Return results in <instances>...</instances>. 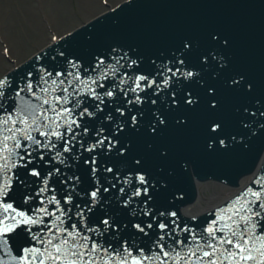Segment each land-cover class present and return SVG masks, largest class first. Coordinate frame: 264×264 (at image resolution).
<instances>
[{"label": "water", "instance_id": "water-1", "mask_svg": "<svg viewBox=\"0 0 264 264\" xmlns=\"http://www.w3.org/2000/svg\"><path fill=\"white\" fill-rule=\"evenodd\" d=\"M186 44L189 47H185ZM123 56L138 61V66L129 67L128 59H121ZM100 58L107 67L98 66ZM180 60L183 64L178 62ZM166 68L173 72L179 69V72L175 76L171 72L158 74ZM111 69H117V76L109 74L103 81L104 88L96 91L111 90L114 95L105 96L100 108L95 99L81 97L84 103L75 116L80 127L73 125L78 133L77 142L69 145V152L63 151V141L57 144L64 162L55 158L56 150L41 149L33 151L31 157L26 156L19 163H26L27 167L11 169L14 175L6 188L7 194L0 196V214L6 204H12L16 212L23 211L27 215H34L45 206L48 212L59 208L65 213V226L75 224L82 234L95 240L98 247L111 245L110 252L115 249L121 256L127 251L141 258L149 255L151 259L145 264H161V261L172 264L170 258L157 257L156 250L152 251L149 246L150 238L168 239V228L166 231L155 227L149 233L148 229L164 221L175 231L172 225L175 221L182 229L201 234L220 214L218 209L212 218L204 217L193 227L188 226L193 223L177 221L171 215L181 205L185 215L210 210L189 211V206L199 196L190 166L202 181L218 176L236 185L239 181L240 186L242 174L255 170L262 156L264 0H131L47 48L10 74L3 88L4 95L0 97V113H11L21 101L29 100V85L36 87L31 90L38 95L37 86H43L45 80L54 87L51 81L58 72L65 76L59 77L57 84L64 80L67 85L71 78L68 73L75 75L78 71L80 78L85 79L94 78L97 71ZM125 72L128 76L155 78L156 84L144 91H129L125 96L121 88L134 87L127 78L121 83L120 74ZM185 72L194 75H181ZM168 77V84H162ZM233 80L239 83L233 84ZM140 83L143 87L147 81ZM157 84L161 86L159 91ZM114 85L119 87L114 88ZM55 94H60L59 89ZM135 95L141 97L142 103L129 104ZM189 99L193 103H187ZM83 108H88L93 116L80 118L78 112ZM117 109H121L123 115ZM85 128L87 134L83 131ZM101 138H106L102 145L86 151ZM109 141L114 146L109 147ZM121 149L125 151L122 153ZM109 168L112 171H107ZM56 169L59 171H54ZM32 170L40 175L30 174ZM139 175L144 176L146 183L139 182ZM45 178H48V191L41 194ZM6 182L7 177L0 181V188ZM93 191L97 192L96 197L91 196ZM137 191L140 195H134ZM255 191H261L264 199V174L243 193L246 194L244 199L255 200L252 195ZM69 193L70 203H65ZM52 197L60 201L59 205L48 203ZM243 202L238 201L237 207ZM78 212L82 213L83 221ZM56 215H60V211H56ZM43 219L47 222L53 217ZM105 220L107 225L103 223ZM85 225L97 231L85 232ZM39 227L42 226L17 225L6 234L7 251L0 245V259L4 264H17L29 248L36 246L33 236ZM182 233L184 237L176 239L185 241L184 244L176 245L175 239L167 245L156 246L157 250L166 246L167 250L162 248L163 251L184 256L185 245L194 249L196 241H188L189 233ZM133 248L142 251L134 255ZM180 264L184 261L180 260Z\"/></svg>", "mask_w": 264, "mask_h": 264}, {"label": "snow or ice", "instance_id": "snow-or-ice-1", "mask_svg": "<svg viewBox=\"0 0 264 264\" xmlns=\"http://www.w3.org/2000/svg\"><path fill=\"white\" fill-rule=\"evenodd\" d=\"M185 47H189V45L186 44ZM121 59H128L129 67H132V65L138 66L136 60H131L126 56L121 57ZM178 62L183 64L182 60ZM116 63L119 65V60ZM97 64L98 66H104L103 58H100ZM73 67H76V65H73ZM165 72H171L175 76L179 69L173 72L171 68H166L158 74L164 75ZM109 74L116 77L117 69L97 71L94 78L86 77L85 79L80 78L78 71L75 75L68 73L67 75L71 78L67 80V85H65L64 80H59V84H57V79L65 76V73L58 72L51 81V85H54V87H50L48 81L45 80L43 86H37L38 95L37 92L31 90V85H29V100L21 101L20 105L14 107L11 113H0V181L7 177L6 184L3 188H0V196L7 194L6 188L10 185L14 175L11 169L18 166L27 167L26 163L20 164L19 162L24 161L26 156L31 157L33 151H40L41 149L56 150L54 153L55 158L59 159L61 163L64 162L61 159L62 153L57 149V144L63 141V151L69 152V145L74 146L77 142L78 133L73 129V125L76 128L80 127L75 116L76 110H79L84 103L81 97L86 95L95 99L99 102L96 105L97 108H100V105L104 103L105 96L111 97L114 95L111 90L103 93L96 91L97 88H104L103 81L109 78ZM181 75L191 77L194 74L185 72ZM46 76L51 77L52 74L46 73ZM119 78L121 83L127 78L131 85H134V87L129 86L126 89L121 88L125 96L129 91L133 93H136L137 90L144 91V88L156 84L155 78L149 80L145 75L128 76L125 72L120 74ZM169 79L170 77L163 79L162 84L167 85ZM144 81H147V84L142 87L140 82ZM6 83V77L0 80V97L4 95L3 88ZM232 83L236 84L239 81L233 80ZM113 87H119V85ZM156 87L159 91L161 86L157 84ZM248 87L250 88L251 85H248ZM69 88L72 89L71 93L68 92ZM57 89H59L60 94L54 95ZM209 91L212 92L213 90L209 89ZM134 102L142 103L141 97L135 95L133 100L128 101L129 104ZM187 103L191 104L193 101L189 99ZM67 105H71V107ZM212 106L215 107V102ZM117 111L123 115L121 109H117ZM84 115L93 116V113L88 108H83L78 112V116L82 118ZM108 119H111V117H108ZM135 119V117L132 118L133 124H135ZM160 122L163 123V120ZM119 127L122 129L123 125ZM216 127H219V125H216ZM61 128H63V131L60 130ZM83 131L87 134L88 129L85 128ZM152 131L155 132V128ZM33 133L37 135H33ZM38 136L44 139L41 140L37 138ZM53 137L56 139L53 140ZM104 139L106 138H101L86 151H93L103 144ZM112 146H114L113 143L109 141V147ZM81 147H83L82 142ZM123 151L125 149H121L122 153ZM41 158H43V153H41ZM136 163L139 164L140 161L137 160ZM54 171L58 172L59 170ZM107 171H112V169L109 168ZM30 174L40 175L35 170H32ZM138 180L140 183H146L143 175H139ZM47 183L48 178H45V187L40 190L41 194L48 191ZM144 194L147 195L146 188ZM134 195H140V192L137 191ZM245 195L242 194L237 197L235 202L220 209V214L211 221V226L207 227L203 233L197 234L191 229H183V231L189 233L188 241H196L194 249L185 245L184 256L181 257L179 252L173 256L169 251L158 252L156 256L170 258L172 264H180V260H183L184 264H193V258H195V264H264V199L261 198V191L252 193L256 198L255 200L244 199ZM91 196L96 197L97 192L93 191ZM70 197L71 194L69 193L65 197V203H70ZM240 200L244 202L237 207V202ZM48 203L59 205L60 201L52 197L48 199ZM56 211H60V215H56ZM77 215L83 221L82 213L78 212ZM171 215L175 216V213ZM0 216H2V219H0V245L4 246L5 251H7V240L4 237L15 226H42L38 228L33 236L36 246L29 248L28 253L21 256L17 264H145L146 261L151 259L149 255H144L142 258L132 256L130 251L121 256L115 249L110 252L111 245H100L98 247L96 241L88 235L82 234L75 224L66 227L63 219L65 213L59 208L53 212H48L45 206L36 210L34 215H27L23 211L16 212L12 204H6ZM17 216L19 219H17ZM44 216L53 217V219L45 222ZM8 220H11V223H8ZM103 223L108 224L106 220ZM136 227L139 228L138 225ZM159 227L163 229L166 226L161 224ZM140 230L143 231V229ZM28 231L31 234V228ZM96 231L97 229H88L85 225V232L95 233ZM90 240L91 244H89ZM174 243L180 245L184 244L185 241L175 240ZM157 246L159 247V244ZM137 251L142 250L138 249ZM177 257H179V260ZM11 259L16 260V257ZM0 264H4L2 259H0ZM161 264H164V261H161Z\"/></svg>", "mask_w": 264, "mask_h": 264}, {"label": "rangeland", "instance_id": "rangeland-1", "mask_svg": "<svg viewBox=\"0 0 264 264\" xmlns=\"http://www.w3.org/2000/svg\"><path fill=\"white\" fill-rule=\"evenodd\" d=\"M107 1L114 6L123 0ZM35 2L0 0V77L47 45L53 33L61 35L108 9L103 0H39L38 6ZM6 46L15 62L5 55ZM225 190L224 196L234 192Z\"/></svg>", "mask_w": 264, "mask_h": 264}, {"label": "bare ground", "instance_id": "bare-ground-1", "mask_svg": "<svg viewBox=\"0 0 264 264\" xmlns=\"http://www.w3.org/2000/svg\"><path fill=\"white\" fill-rule=\"evenodd\" d=\"M190 169L199 192L197 200L189 206L190 213H196L205 209L216 208L231 196L232 193L230 195L228 194L227 196L224 195H226L225 193H227L225 189L231 190L232 188L228 186L224 187L225 184H221L213 179L202 181L195 176L191 166ZM247 178L248 177L241 179L242 185L235 187L238 191L247 186L248 180L250 179ZM253 185H255V183H253Z\"/></svg>", "mask_w": 264, "mask_h": 264}]
</instances>
